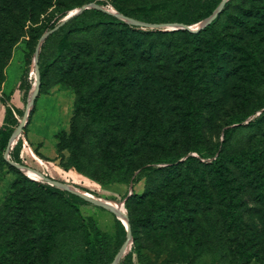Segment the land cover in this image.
Returning a JSON list of instances; mask_svg holds the SVG:
<instances>
[{
  "label": "rangeland",
  "instance_id": "obj_1",
  "mask_svg": "<svg viewBox=\"0 0 264 264\" xmlns=\"http://www.w3.org/2000/svg\"><path fill=\"white\" fill-rule=\"evenodd\" d=\"M221 2L222 0H0V130L9 134L4 152L0 151V264H84L83 224L89 217L109 236L113 255L110 264L117 258L124 244L126 247L118 264L125 255H128L126 264H264V190L256 186L244 190L240 183H236L229 199L217 197L216 201L221 204L211 207L205 214L207 223H203L195 215L206 232L193 235L192 227H189L191 232L188 240H184L182 235H167L165 231L153 233L154 236L150 237L142 230V234L137 235L140 247L138 256L134 251L131 229V239L127 241L124 220L119 219L112 210L96 205L77 192L69 191L82 198L84 203L66 201L60 195L48 193L37 185L39 182L48 184L39 178L37 174H40L86 192L94 198L122 202L121 211L128 223L126 199L134 194L140 196L146 191V179L139 171L125 184L102 185L74 169L71 151L73 145L79 146L78 155L93 161L98 157V148L104 146L106 141L100 136L102 128L95 119L96 115L91 118V113L100 108L96 106L94 98H87L89 91L97 86L91 81L101 83L105 81L104 77L94 76L92 80L79 76L70 78L68 61L64 59L48 65L47 58L56 46V39L44 51L41 60L37 57V62L34 63L41 33L51 30L43 31L45 26L48 23L63 26L66 22H63L64 19L83 6L116 11L128 19L125 21L120 18L122 21L138 26L141 30L168 32L161 43L182 45L188 55L185 60L187 66H183L187 74L182 78L192 84L196 91L193 90L190 98L185 94L177 98L185 103L173 107L174 115L168 122H171V127L177 133L171 141H181L190 148L219 145L223 153L238 157L246 154L248 163L256 170L254 175L264 177V159L257 157L258 153L264 152V119L251 125L252 127L246 125L249 121L254 123L264 112V108L257 109L258 104L264 100V0H229V5L220 15L219 25L200 36L174 32L178 29L197 32L190 29L197 28L209 17L205 15L214 4L216 3L215 11ZM137 6L150 8L152 19L157 21L137 24L132 17L125 16L116 9L122 8L132 14ZM194 18L199 20L191 24L182 22ZM220 28L223 30L216 33ZM220 38L222 45L215 43ZM71 39L81 48L84 47V42L98 44L107 40L99 33H74ZM200 42L205 43L202 45L201 55L195 49ZM218 47L230 51V58L223 57L215 61L214 52ZM40 50L39 48L38 54ZM35 66L38 70V83L42 74L43 79L32 96ZM207 79L211 82L210 88L205 84ZM76 101L79 113L75 126H72ZM235 115L248 117L242 123L230 125L235 128L234 133L222 146V131L226 128L224 123ZM23 120L24 125L16 140L10 143L7 160L9 140ZM159 125L154 122L153 127L170 128L166 124ZM180 131L182 133L179 134ZM27 138L31 142L41 143L40 153L44 157H54L56 164L66 167V176L62 178L52 167L43 169L46 165L35 157L31 162H16L29 172L13 165L11 153L18 150L21 155ZM18 141L21 145H18ZM37 148L34 152L40 157ZM27 150L32 155L28 148ZM188 155L202 162H210L216 154L200 157V152L192 151ZM186 157L180 160H185ZM228 168L234 167L231 164ZM83 173L90 175L86 166ZM192 174L195 179L199 178L200 174L196 171ZM160 181L161 179L154 186H159ZM246 182L243 180L241 183ZM117 221L124 229L125 236L115 253ZM230 230H234V235L231 236Z\"/></svg>",
  "mask_w": 264,
  "mask_h": 264
},
{
  "label": "trees",
  "instance_id": "obj_2",
  "mask_svg": "<svg viewBox=\"0 0 264 264\" xmlns=\"http://www.w3.org/2000/svg\"><path fill=\"white\" fill-rule=\"evenodd\" d=\"M228 5L229 0L217 16L197 32L190 33L182 29L174 32L189 33L193 37L209 32L214 26L219 25L220 15ZM215 7L216 3L205 16H210ZM116 9L140 23L157 21L152 19V12L147 6H137L132 14L122 8ZM248 9L251 10V8ZM198 20L199 18H194L182 22L191 24ZM54 27L55 23H48L43 31L52 30ZM222 30L223 28H220V31L216 30V33ZM74 33H99L107 40L98 44L84 42V47L81 48L71 39ZM43 34L44 32L41 36ZM167 35L168 32L156 29L141 30L138 26H132L113 14L87 8L71 16L63 26L60 25L45 37L38 54L40 61L44 51L56 39V46L47 58L48 65L56 60L64 59L68 61L67 71L70 78L79 76L92 80L94 76H98L105 79L101 83L91 81L97 86L89 91L87 98H94L96 106L100 108L95 113H91V118L96 115L95 119L102 128L100 136L106 141L104 146L98 148V157L93 161L78 155L80 148L73 145L71 147L74 157L73 166L77 172L102 185L125 184L136 171L145 177L146 191L140 196L134 194L133 197L126 199L130 229L134 236V251L138 256L140 247L137 244L139 239L137 235L142 234V230L150 237L154 236L153 233L165 231L167 235H182L184 240H188L191 231L193 235L206 232V228L197 222L195 215H198L203 223H207L205 214L211 207L221 204L216 201V198L224 196L223 199H229L228 196L236 187V183H240L244 190L254 186L264 190V177L254 175L256 170L252 164L248 163L246 154L238 157L235 154L223 153L219 145L190 148L183 145L181 141H171L177 133L171 127V122H168L174 115L173 107L185 103V101L181 103L177 98L182 94L190 98L195 88L193 89L192 84H188V81L182 78L184 74H187L183 66H187L185 60L188 57L182 45L174 46L160 42ZM220 41L221 38L215 43L222 45ZM204 44L200 42L195 46L200 55ZM234 47L237 53L235 44ZM214 53L215 61L231 56V52L223 47L216 48ZM40 79H43V74ZM41 80L38 83L39 86H41ZM205 84L208 88L211 87L209 79ZM77 103L76 101L72 126H75V119L79 113ZM261 108H264V100L257 106V109ZM247 117L248 115H235L225 121L222 146L234 133L235 128L230 125L242 123ZM262 119H264V112L254 123L249 121L246 125L252 127L251 125ZM154 122L159 123V126L166 124L170 128H154ZM8 137L9 134L0 130L1 152H4L6 148ZM95 137H97L96 134ZM18 145H21V142L18 141ZM17 151L11 153V158L14 162L23 163ZM192 151L200 152V157H206L207 154L216 155L210 162H202L188 155ZM185 156H187L185 160L181 161L180 159ZM257 157L264 159V152L258 153ZM231 164L233 169L228 168ZM85 166L90 175L83 173ZM62 168L66 170V167ZM194 171L200 174L199 178H194L195 175L192 174ZM160 179L159 186H154ZM243 180L247 182L242 184ZM37 185L48 193L60 195L66 201L77 204L85 202L69 191L58 190L46 183L39 182ZM262 197L264 199V191H262ZM189 227H192L191 231ZM83 230L84 264H110L113 255H111L108 234L100 230L90 217L83 224ZM230 231H232L231 236L234 235V230ZM124 236L125 231L117 221L115 234L117 244L113 252L118 251ZM195 242L197 243L198 239ZM127 256H124L120 264H126Z\"/></svg>",
  "mask_w": 264,
  "mask_h": 264
},
{
  "label": "water",
  "instance_id": "obj_3",
  "mask_svg": "<svg viewBox=\"0 0 264 264\" xmlns=\"http://www.w3.org/2000/svg\"><path fill=\"white\" fill-rule=\"evenodd\" d=\"M227 0H222L221 4L219 5V7L208 17L206 18L205 20H203L200 25L195 28V29H190V30H195V31H198L202 28H204L206 25H208L218 14V12L220 11V9L222 8V6L224 5V3L226 2ZM88 7L87 6H83L81 7L80 9H78L77 11H74L73 13H71L69 16H67L63 22L67 21L71 16L75 15V14H78L80 12H82L84 9H87ZM98 9L100 10H103L107 13H110V14H113L125 21H128V19H126L124 16L120 15L119 13H117L116 11H112V10H109V9H105L103 7H98ZM62 22V23H63ZM137 24H141L140 22H136ZM61 24L55 26L52 30H49L48 32H45L42 36H41V39H40V42H39V45L37 47V50L34 54V63L37 62V57H38V51H39V48L44 40L45 37H47L50 33H52L54 30H56ZM34 87H33V91H32V96L35 94V91H36V88H37V85H38V70H37V67L35 66V75H34ZM24 125V120L22 121L20 127L17 129V131L13 134V136L11 137V139L9 140V145L6 149V159L9 160V150H10V143L13 141V140H16V137L18 135V133L21 131V126ZM11 163L15 166H18L20 169H26L24 168L23 166L17 164L16 162H13L11 161ZM27 170V169H26ZM39 176L40 179H44L45 182H47L48 184L50 185H53V186H56V187H60V188H63L65 190H68V191H73V192H77L79 195H81L83 198L85 199H88L90 201H92L93 203H95L96 205L98 206H101V207H104L106 209H109V210H112L119 219H121L122 221L125 220L124 222V225L127 229V241L131 239V233H130V225L128 223V220L125 218V215L123 214V212L117 208H114L112 206H106L104 204H102L101 200L99 198H94L93 196L87 194L86 192H83V191H80L76 188H73V187H70L68 185H64L63 183H60L58 181H55V180H52L50 178H46L40 174H37ZM125 247L126 245L124 244L123 247L121 248L117 258L111 263V264H118L119 262V259L122 255V253L124 252L125 250Z\"/></svg>",
  "mask_w": 264,
  "mask_h": 264
},
{
  "label": "crops",
  "instance_id": "obj_4",
  "mask_svg": "<svg viewBox=\"0 0 264 264\" xmlns=\"http://www.w3.org/2000/svg\"><path fill=\"white\" fill-rule=\"evenodd\" d=\"M25 143H26V146L24 147V149L22 150V154L20 155V157L22 158V160H23L24 163H26L27 160H30V162L31 161H34V157H35V158H38L43 165H46V166L43 167V169H45V167H47V168L52 167V168H55V172L58 173L59 176H62V178L66 176V173H68V172L66 170H64L61 166H59L58 164H56L57 162L55 161L54 157H52V158L44 157L40 153V150H41L40 149L41 148V146H40L41 143L40 142H31L27 138V140H25ZM27 148L31 151V153H32L33 156L31 154H29ZM36 148L38 149V153H39V156L40 157H38L36 155V153L34 152V149H36ZM47 168L45 170H47ZM91 182H88V183H91ZM87 185H89V184H87ZM92 185H94V184H92ZM89 186L91 187V185H89Z\"/></svg>",
  "mask_w": 264,
  "mask_h": 264
},
{
  "label": "bare ground",
  "instance_id": "obj_5",
  "mask_svg": "<svg viewBox=\"0 0 264 264\" xmlns=\"http://www.w3.org/2000/svg\"><path fill=\"white\" fill-rule=\"evenodd\" d=\"M27 171L29 172L28 170L26 169H23V171ZM100 199V198H99ZM102 204L106 205V206H112L114 208H117L119 210H122V202L118 203V202H115V201H109V200H104V199H100ZM125 222V220H124Z\"/></svg>",
  "mask_w": 264,
  "mask_h": 264
}]
</instances>
